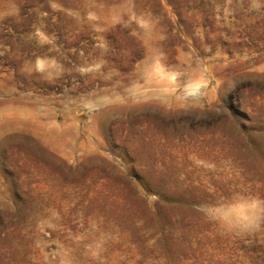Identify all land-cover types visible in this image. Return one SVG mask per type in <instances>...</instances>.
<instances>
[{
    "label": "rangeland",
    "instance_id": "1",
    "mask_svg": "<svg viewBox=\"0 0 264 264\" xmlns=\"http://www.w3.org/2000/svg\"><path fill=\"white\" fill-rule=\"evenodd\" d=\"M0 264H264V0H0Z\"/></svg>",
    "mask_w": 264,
    "mask_h": 264
}]
</instances>
